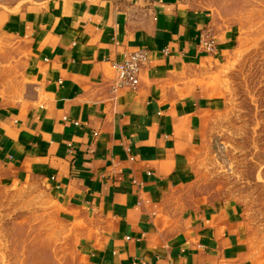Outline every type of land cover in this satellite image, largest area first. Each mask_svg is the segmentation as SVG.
<instances>
[{
    "label": "crops",
    "instance_id": "obj_1",
    "mask_svg": "<svg viewBox=\"0 0 264 264\" xmlns=\"http://www.w3.org/2000/svg\"><path fill=\"white\" fill-rule=\"evenodd\" d=\"M209 20L183 0L0 8V29L30 46L22 96L0 99V166L104 219L80 264H245L235 205L176 213L210 106ZM141 47L140 84L117 87L113 61Z\"/></svg>",
    "mask_w": 264,
    "mask_h": 264
},
{
    "label": "rangeland",
    "instance_id": "obj_2",
    "mask_svg": "<svg viewBox=\"0 0 264 264\" xmlns=\"http://www.w3.org/2000/svg\"><path fill=\"white\" fill-rule=\"evenodd\" d=\"M48 0H0L15 10ZM207 12L218 48L205 80L210 106L176 213L235 205L245 264H264V0H183ZM206 28V29H207ZM30 46L0 29V99L17 101ZM105 221L69 212L42 174L19 177L0 166V264H80Z\"/></svg>",
    "mask_w": 264,
    "mask_h": 264
},
{
    "label": "built area",
    "instance_id": "obj_3",
    "mask_svg": "<svg viewBox=\"0 0 264 264\" xmlns=\"http://www.w3.org/2000/svg\"><path fill=\"white\" fill-rule=\"evenodd\" d=\"M198 44L204 52L214 53L218 40L207 28L200 34ZM149 57V50L141 47L134 51L125 52L119 60L113 61L112 67L117 72L116 86L136 89L140 84L141 70L148 63Z\"/></svg>",
    "mask_w": 264,
    "mask_h": 264
}]
</instances>
